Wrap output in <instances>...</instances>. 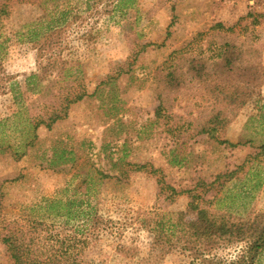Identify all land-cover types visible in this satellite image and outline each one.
<instances>
[{"label":"rangeland","instance_id":"obj_1","mask_svg":"<svg viewBox=\"0 0 264 264\" xmlns=\"http://www.w3.org/2000/svg\"><path fill=\"white\" fill-rule=\"evenodd\" d=\"M116 1L0 0V122L12 118L0 126V264H14L2 243L11 222L36 219L61 231L63 218L47 202L83 199L88 190L99 223L81 264H190L179 248L181 227H172L195 221L193 207L240 218L264 213V84L211 138L196 134L206 97L188 73L192 60L219 62L228 45L241 66L264 68V0H137L123 9ZM64 20L52 41L89 96L52 129L40 127L28 147L33 133L25 114L12 117L20 108L6 80L34 97L26 82L41 52L31 40ZM177 62L183 87L166 91L163 68ZM14 141L25 144L19 160L1 149ZM127 163L148 168L136 172ZM237 253L218 247L208 260Z\"/></svg>","mask_w":264,"mask_h":264},{"label":"trees","instance_id":"obj_2","mask_svg":"<svg viewBox=\"0 0 264 264\" xmlns=\"http://www.w3.org/2000/svg\"><path fill=\"white\" fill-rule=\"evenodd\" d=\"M104 1V0H100ZM137 0H118L117 9L131 8ZM68 21L56 23L44 33L34 35L31 42L41 52L38 62L39 68L36 74H32L26 82L28 91L34 96L30 101L26 99L19 84L12 78L6 80L5 91L15 94V103L20 108L13 114V118L25 114L33 137L29 140L28 147H33L37 139V131L40 127L52 129L57 122L64 120L69 115L70 107L87 98L89 95L80 79L72 72V63L62 58L60 45L52 40L60 38ZM222 28L221 25H219ZM225 50L218 58L219 62L190 61L188 73L198 81L199 88L204 92L205 113L199 119L197 135L217 137L224 131L238 111L245 107L253 95L264 84V68L261 64L240 65L235 52ZM163 68L161 83L164 90H179L184 82L180 81L174 71L178 67ZM241 71H238V68ZM216 75L213 78L212 75ZM107 84V82H102ZM166 90V91H167ZM258 111H264V98L258 102ZM163 103L158 107V117H162ZM12 118L0 122V126L9 123ZM253 117L250 119L252 120ZM9 144L16 160L25 155L24 142ZM232 147L241 145L232 144ZM2 147V145H0ZM5 151V150H3ZM2 151V152H3ZM61 156L63 163L74 162V159ZM60 160L52 159L51 165H60ZM131 170L136 172L146 171L148 165H136L127 163ZM157 171L152 170L155 174ZM102 177L109 178L108 176ZM228 180L234 177V172L226 174ZM171 189V188H170ZM174 193L175 190H172ZM89 190L83 199L68 198L66 202L56 198L47 202L48 212L55 214L57 218H63L61 231L48 226L41 220H29L25 224L17 221L7 226L2 243L7 249L14 264H81L80 256L86 239L91 237L99 223V218L91 204ZM198 212L197 219L192 222L173 225V232L181 227L182 237H178L179 248L182 253L189 255L193 261L190 264H256L264 253V213H258L252 217L240 218L224 213L192 208ZM72 233V234H70ZM163 233V232H162ZM180 233V232H179ZM81 235V236H78ZM84 237V238H83ZM175 237V234H172ZM233 248L238 251L233 259H225L213 256L208 260L216 248Z\"/></svg>","mask_w":264,"mask_h":264}]
</instances>
